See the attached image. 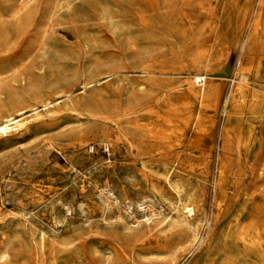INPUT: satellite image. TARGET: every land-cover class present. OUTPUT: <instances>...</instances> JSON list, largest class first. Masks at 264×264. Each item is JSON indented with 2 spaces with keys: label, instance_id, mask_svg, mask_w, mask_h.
<instances>
[{
  "label": "rangeland",
  "instance_id": "rangeland-1",
  "mask_svg": "<svg viewBox=\"0 0 264 264\" xmlns=\"http://www.w3.org/2000/svg\"><path fill=\"white\" fill-rule=\"evenodd\" d=\"M258 1L29 0L14 14L17 0H0V90L3 78L16 80L0 117L45 112L48 99L72 93L0 134V243L12 247L0 264H227L229 253L255 263L232 233L259 201L249 190L264 186V52L247 58L237 44L215 53L217 98L202 102L189 80L195 24L213 44L209 11L226 8L234 21ZM242 58L259 59L245 101ZM166 127L164 141L152 136ZM184 204L198 208L193 218Z\"/></svg>",
  "mask_w": 264,
  "mask_h": 264
},
{
  "label": "bare ground",
  "instance_id": "bare-ground-1",
  "mask_svg": "<svg viewBox=\"0 0 264 264\" xmlns=\"http://www.w3.org/2000/svg\"><path fill=\"white\" fill-rule=\"evenodd\" d=\"M28 1L29 0H17V4L15 5L14 14H18L19 11L28 4ZM223 10H224L223 16H217L212 11L208 12V15L209 17H211V19L215 18L211 23V26L213 28V36L215 38V43L213 44L207 43V39L204 37L203 32H202L204 28L203 25L196 23L194 26L195 29H194V33L192 36V40L195 46L190 50V55L192 57V60L197 65V70L190 77L189 90L192 95L197 97L202 102L209 98H217L219 96L218 86L213 81H211V79L214 76L213 74L214 69L211 67V65H212L215 53H218L217 60H220L222 56H225L223 55L224 53L223 51L230 52L237 44L238 46L240 45L242 46V51L246 55L247 58L249 57V55H252L255 53L261 54L264 52V0H259L257 3V7L254 8L253 10L249 9L248 7L238 8L236 12V18L234 19V21H232L227 16L228 14L227 9L224 8ZM238 35L240 36L239 39H238ZM224 54H226V52ZM258 60L249 63V62H246L244 58H242L238 61V64L235 68V79H236V86H237L236 89H237V92L240 93V95L244 96L243 101L246 100L245 88L249 80L248 78L249 73L251 69L259 68ZM117 74H119V72H114L112 75L116 76ZM110 76L111 74L98 80V82L100 83L102 82V80H107V78H109ZM202 77L205 80H202ZM201 80L202 82H200ZM2 82L4 84V87H3L4 91H7L11 94H16V90H15L16 80L15 79L3 78ZM94 86L95 85L93 83H90L88 86L85 85L84 89L91 88ZM3 90H0V96L3 94L4 92ZM146 90H147V86L145 84H140L138 86V91L145 92ZM59 95L60 96L57 99H54V100L48 99V102L45 103V105H50V106L45 109V112L39 107H34L33 108L34 113L31 116H25L24 115L25 111H22L21 109L16 110L15 113H8V114L2 115L0 117V134L8 135V133L13 132L12 130L22 129L26 127L28 123H30L32 120H36V119L43 117L45 113L50 114L53 111V108L55 106L60 105L62 101H64L62 97H66L69 99V96H71L72 93H70L69 91H66V92L60 93ZM255 97L260 99L259 96H255ZM65 103L67 102L64 101V104ZM168 110L170 111V109ZM178 110L173 109V111L172 110L171 111L172 113L176 114ZM155 111L156 110H154V112ZM150 112H151V109H150ZM177 115L178 114H176V117ZM168 117H169V114H168ZM124 125H128V123ZM134 126L135 125H133V127ZM138 130H135V131L138 132ZM170 130H172V128H170ZM168 131L169 129L167 127L163 129H159L155 133H152V136L162 142L167 138L169 134ZM228 133L229 132H224V138L226 139L227 142H228L227 139L229 135ZM141 134L143 135L142 132ZM261 149H264V145L261 147ZM223 170H224V167L222 168V171ZM257 170L259 172L261 171L262 173V171L264 170V162L261 165V167L258 166ZM173 171L174 170L170 168L167 172L166 177H168L169 181L171 179ZM176 192H177L178 197L180 198V205H181V203H183L182 188L177 187ZM248 193H249L248 194L249 199H252V200L259 199V201L256 202V204L253 205V207L250 210L245 209L239 212V214L237 215L236 221L233 225L232 238L238 242H241V246L244 248V250L247 253L249 254L254 253V257H255L254 264H259V263L264 264V204L262 203L264 201V186L253 188L249 190ZM222 201L223 199L220 200V203ZM197 210L198 208L196 209L195 212L192 211L190 204H184L182 207L183 215L186 216L187 219L193 218L196 215ZM244 216L247 219L244 220V222H241V219ZM41 247L42 249H45L46 243L43 242ZM11 248L12 247H10L9 245H7L5 242L2 241L0 243V259H6L10 254ZM172 260H174V258H172ZM227 264H239L237 255L229 253L227 257Z\"/></svg>",
  "mask_w": 264,
  "mask_h": 264
},
{
  "label": "built area",
  "instance_id": "built-area-1",
  "mask_svg": "<svg viewBox=\"0 0 264 264\" xmlns=\"http://www.w3.org/2000/svg\"><path fill=\"white\" fill-rule=\"evenodd\" d=\"M202 80H205V79L202 77ZM202 80L200 82H202Z\"/></svg>",
  "mask_w": 264,
  "mask_h": 264
}]
</instances>
